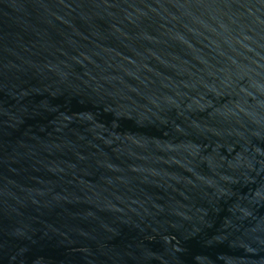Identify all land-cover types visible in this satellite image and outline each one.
Returning <instances> with one entry per match:
<instances>
[{
  "label": "water",
  "instance_id": "water-1",
  "mask_svg": "<svg viewBox=\"0 0 264 264\" xmlns=\"http://www.w3.org/2000/svg\"><path fill=\"white\" fill-rule=\"evenodd\" d=\"M0 264H264V0H0Z\"/></svg>",
  "mask_w": 264,
  "mask_h": 264
}]
</instances>
